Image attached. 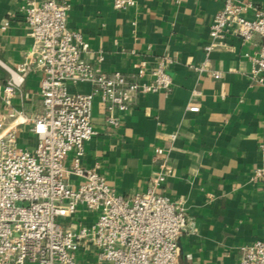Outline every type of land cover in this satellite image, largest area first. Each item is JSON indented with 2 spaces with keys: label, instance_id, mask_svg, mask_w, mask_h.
<instances>
[{
  "label": "crops",
  "instance_id": "crops-1",
  "mask_svg": "<svg viewBox=\"0 0 264 264\" xmlns=\"http://www.w3.org/2000/svg\"><path fill=\"white\" fill-rule=\"evenodd\" d=\"M69 28L88 43L84 56L104 71L130 73L133 63L146 67L171 59L168 91L139 93L124 110L115 109L117 124L106 120L105 105L94 99L91 124L81 164L94 167L119 194L142 193L152 184L162 161L172 168L157 191L183 199L190 224L178 238V264H239L240 247L264 241V177L255 176L264 143V74H250L251 59L263 44L254 34L248 42L227 32L206 54L209 27L222 0H135L124 9L112 0H66ZM264 8V0H241ZM25 0H0V84L23 61L32 39L24 20ZM7 22L4 25V22ZM207 58L208 68L193 65ZM219 71L218 78L212 72ZM149 78V73L145 74ZM41 72L28 71L5 104L0 92L3 127L16 124L19 142L31 148L35 136L30 118L40 112ZM73 90L88 92L78 83ZM196 102L198 111L187 106ZM9 113H15L10 117ZM173 135V137H172ZM71 154L65 158L70 167ZM81 179L69 176L76 186Z\"/></svg>",
  "mask_w": 264,
  "mask_h": 264
},
{
  "label": "built area",
  "instance_id": "built-area-1",
  "mask_svg": "<svg viewBox=\"0 0 264 264\" xmlns=\"http://www.w3.org/2000/svg\"><path fill=\"white\" fill-rule=\"evenodd\" d=\"M134 1L112 0V5L124 9ZM247 7L241 0H222L209 27L206 54L227 32L243 42L254 34L264 40V8H254L248 17ZM69 10L66 0H25L24 20L32 42L15 69L5 66L9 77L0 84L8 104L28 71L41 72V110L30 118L29 127L36 139L33 147L20 144L16 124L0 132V264H178V238L190 222L182 198L171 201L157 191L171 166L162 161L146 191L123 196L94 167L81 164L85 141L96 133L91 124L94 99L105 105L108 123L116 125L113 111L126 109L139 93L170 89L166 70L171 59L160 57L149 67L141 60L130 73L106 72L97 64L101 56L96 63L84 56L88 43L68 27ZM245 55L251 59V76L261 80L264 42L255 54ZM207 68V58L193 65L197 72ZM212 75L218 78L220 73ZM78 83L92 88L73 90ZM187 109L198 111L199 105L193 102ZM259 151L261 164L254 174L262 178L264 143ZM69 176L81 180L74 187ZM239 249V264H264L263 240Z\"/></svg>",
  "mask_w": 264,
  "mask_h": 264
},
{
  "label": "rangeland",
  "instance_id": "rangeland-1",
  "mask_svg": "<svg viewBox=\"0 0 264 264\" xmlns=\"http://www.w3.org/2000/svg\"><path fill=\"white\" fill-rule=\"evenodd\" d=\"M64 223H66L65 221H63ZM91 255H89V257H90ZM91 258V257H90Z\"/></svg>",
  "mask_w": 264,
  "mask_h": 264
}]
</instances>
